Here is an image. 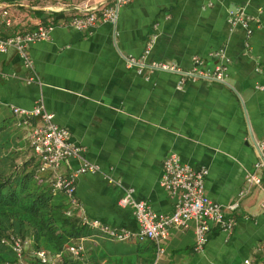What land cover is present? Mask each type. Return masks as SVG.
I'll return each mask as SVG.
<instances>
[{
    "label": "crops",
    "instance_id": "1",
    "mask_svg": "<svg viewBox=\"0 0 264 264\" xmlns=\"http://www.w3.org/2000/svg\"><path fill=\"white\" fill-rule=\"evenodd\" d=\"M113 0H2L0 36L53 29L47 41L29 44L33 73L20 56L0 53V130L14 131L29 146L31 124L18 128L12 107L32 110L37 102L82 148V157L96 172L75 176L77 217L125 230L131 238L117 242L88 228L83 253L66 255L53 264H241L264 261V174L261 187L250 189L230 213L232 230L213 228L200 252L194 250L193 228L171 229L157 259L155 245L137 239L138 226L129 208L118 201L125 188L155 213L170 214L173 200L160 185L162 164L171 154L193 168H204L207 196L227 206L248 186L246 175L258 159L256 143L264 135V0H131L115 26L96 25L88 31L70 26L81 4L91 10ZM243 8L257 27L246 37L228 22V12ZM10 26L4 25L2 11ZM223 49L229 58L225 83L188 81L177 75L127 68L122 56H143L183 70L201 60L199 71L212 70L219 60L210 54ZM30 147V146H29ZM77 158L64 161L59 172L75 174ZM107 177L120 183L111 184ZM29 241V240H28ZM78 239L68 244L77 242ZM45 250V249H42ZM50 256L56 252L46 250ZM33 249L25 248L31 260Z\"/></svg>",
    "mask_w": 264,
    "mask_h": 264
},
{
    "label": "built area",
    "instance_id": "2",
    "mask_svg": "<svg viewBox=\"0 0 264 264\" xmlns=\"http://www.w3.org/2000/svg\"><path fill=\"white\" fill-rule=\"evenodd\" d=\"M2 0H0L1 3ZM131 0H113L109 5L102 8L91 10L86 3L81 4L80 15L71 18L70 26L77 31H88L96 25L109 23L115 26L119 11ZM4 25L10 26V19L7 12L2 11ZM228 22L233 26H240L246 37H250L257 27V22L246 14L243 8L232 9L228 12ZM51 26L39 24L35 29L12 36H0V53L13 50L22 59L23 66L32 73L27 79L28 82L40 81L33 73V64L28 54L27 46L50 38ZM148 50L140 58L131 55L122 56L127 68H135L138 73L144 70L169 73L180 78L179 86L188 81H206L211 83L224 84L225 70L229 64V58L223 49L217 50L210 55L217 60L218 64L212 70L199 71L198 67L202 64L198 58H193V67L190 70H183L173 64L165 62H145ZM1 76V73H0ZM15 126L21 128L31 124L34 120L38 123L31 126L27 135L29 146L32 153L39 161V172L52 175V187L56 192H62L70 206L66 215L75 214L78 203L75 199V176L87 172H96L97 166L88 163L82 157V148L75 145L70 140L69 132L52 122V115L48 114L42 104L37 102L30 111L22 110L17 107L11 108ZM258 159L253 165L252 171L246 175L248 186L242 189L237 196V201L227 206L211 200L205 191V178L208 174L204 168H193L180 159L175 154H169L162 164L160 185L165 193L173 200V209L170 214L155 213L145 202L134 198L131 188H125L118 201L121 208H129L138 226L137 239L139 241L149 240L156 248L157 259L163 253L162 245L169 238L171 229L188 230L193 228L195 236L194 250L200 252L208 242L209 233L213 228L221 232H230L234 225V220L230 213L238 207V202L249 194L250 189L261 187L262 176L264 174V135L255 146ZM77 158L81 161V166L75 174L62 175L59 172L61 164L70 159ZM111 184L120 185L119 182L107 177ZM264 212V202L261 205ZM80 224L91 230H95L105 239L123 242L131 238V234L125 230L113 228L102 224L98 220L89 219L86 216L78 217ZM82 239L66 245L59 252L50 256L46 250H35L31 254V260L24 258L25 248L29 241L18 236L10 235L1 238L0 243L7 246L14 256V261L6 264H53L56 260H62L66 255L79 257L84 247ZM259 252L264 255V240L259 246ZM241 264H264L256 263L247 258Z\"/></svg>",
    "mask_w": 264,
    "mask_h": 264
},
{
    "label": "trees",
    "instance_id": "3",
    "mask_svg": "<svg viewBox=\"0 0 264 264\" xmlns=\"http://www.w3.org/2000/svg\"><path fill=\"white\" fill-rule=\"evenodd\" d=\"M17 133L0 130V241L10 235L29 240L33 251L59 252L74 239L83 238L88 228L75 214L67 216L69 202L54 191L52 175L39 172V161ZM14 261L0 243V264Z\"/></svg>",
    "mask_w": 264,
    "mask_h": 264
}]
</instances>
